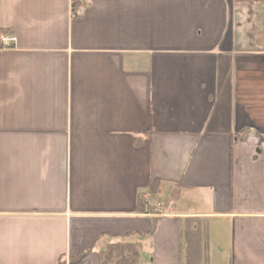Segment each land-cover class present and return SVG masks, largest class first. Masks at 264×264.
<instances>
[{
  "label": "crops",
  "instance_id": "obj_1",
  "mask_svg": "<svg viewBox=\"0 0 264 264\" xmlns=\"http://www.w3.org/2000/svg\"><path fill=\"white\" fill-rule=\"evenodd\" d=\"M263 5L0 0V264H184L186 218L208 264H264ZM155 181L173 212H143Z\"/></svg>",
  "mask_w": 264,
  "mask_h": 264
},
{
  "label": "trees",
  "instance_id": "obj_2",
  "mask_svg": "<svg viewBox=\"0 0 264 264\" xmlns=\"http://www.w3.org/2000/svg\"><path fill=\"white\" fill-rule=\"evenodd\" d=\"M235 4L239 3H262L264 0H233ZM74 12L76 7H74ZM0 34H5L0 30ZM1 36V35H0ZM0 48L3 45L0 43ZM139 145L140 141H136ZM160 188V181H155L145 194H140L139 205L142 206L143 212L149 214L152 208L146 204V198L156 197ZM180 187L175 186L170 199V210L175 208L180 196ZM173 212V211H172ZM206 225L199 219L186 218L183 221L182 240L184 246L185 261L184 264H208L209 259V242ZM155 229V221L152 222L150 229L140 236L150 235ZM140 244L116 241L111 243L108 248L101 253V264H140Z\"/></svg>",
  "mask_w": 264,
  "mask_h": 264
},
{
  "label": "rangeland",
  "instance_id": "obj_3",
  "mask_svg": "<svg viewBox=\"0 0 264 264\" xmlns=\"http://www.w3.org/2000/svg\"><path fill=\"white\" fill-rule=\"evenodd\" d=\"M253 4H257V3H239V4H237V6H239V7L245 6L246 7L247 5H253ZM258 7H262L263 10L258 12V14H257L258 18L254 17V23H256L254 25H256V27L253 30H249L250 31V36H249L250 47L254 48V49L261 47V46L262 47L264 46V25L262 23V16L264 15V5L258 6ZM247 28H249V27H247ZM259 29H261V30H259ZM170 199H171V192H170L169 188H167V189H164V192L161 195L153 197V202L155 204L159 203L162 207H164L166 205H169ZM179 206L182 208L184 207L183 201H181L179 203ZM128 242H130V240ZM131 242H133V241L131 240Z\"/></svg>",
  "mask_w": 264,
  "mask_h": 264
},
{
  "label": "built area",
  "instance_id": "obj_4",
  "mask_svg": "<svg viewBox=\"0 0 264 264\" xmlns=\"http://www.w3.org/2000/svg\"><path fill=\"white\" fill-rule=\"evenodd\" d=\"M16 38L12 35H1L0 43L3 45V48H10L15 44ZM146 204L152 208V211L157 214L161 210V205L159 203L155 204L151 201V198H146Z\"/></svg>",
  "mask_w": 264,
  "mask_h": 264
}]
</instances>
